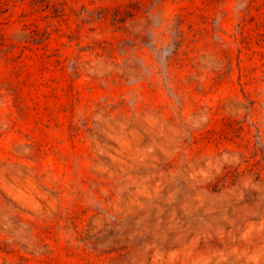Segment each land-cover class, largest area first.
Returning a JSON list of instances; mask_svg holds the SVG:
<instances>
[{"label": "rangeland", "instance_id": "obj_1", "mask_svg": "<svg viewBox=\"0 0 264 264\" xmlns=\"http://www.w3.org/2000/svg\"><path fill=\"white\" fill-rule=\"evenodd\" d=\"M0 264H264V0H0Z\"/></svg>", "mask_w": 264, "mask_h": 264}]
</instances>
